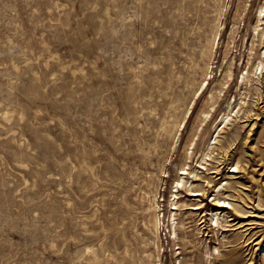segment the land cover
Wrapping results in <instances>:
<instances>
[{
  "label": "rangeland",
  "instance_id": "374dc122",
  "mask_svg": "<svg viewBox=\"0 0 264 264\" xmlns=\"http://www.w3.org/2000/svg\"><path fill=\"white\" fill-rule=\"evenodd\" d=\"M263 6L0 0V264H264Z\"/></svg>",
  "mask_w": 264,
  "mask_h": 264
},
{
  "label": "bare ground",
  "instance_id": "6f19581e",
  "mask_svg": "<svg viewBox=\"0 0 264 264\" xmlns=\"http://www.w3.org/2000/svg\"><path fill=\"white\" fill-rule=\"evenodd\" d=\"M257 18H258L257 23H259L262 20H264V6L261 8V10L259 12V16H257ZM258 26H259V24H257L254 27V31H257ZM259 68H261V69L264 68V61L260 60L258 62V69ZM228 75L229 76L231 75V71L228 72ZM249 77L250 76L247 73L246 76H242V79L244 81L245 80L247 81L249 79ZM220 92H222V91L220 90ZM214 98H215L214 95L211 94L209 96V98L207 99V103H210V102L213 103ZM209 113H210V110L204 112V117L207 118L208 116H210ZM229 116L230 115L227 114V116L225 118V121H227L229 119ZM206 118H204V119H206ZM201 179H202V177L200 176V174H198V170H193L191 172H187L186 168L182 167L181 168L180 177H179V179L177 180L176 183H177V186L181 187L182 189L187 190L191 197H196L194 200H198L199 201V198H197V197L204 195L205 192H206L205 186H208V185L211 184L208 180H204L203 181L204 185L201 184V183H196V182L200 181ZM220 189H223V187L219 188L218 191H220ZM221 193H223V192H221ZM263 193H264V189H263ZM174 196L176 198L177 194H174L173 197ZM219 196H220V192L215 196V198L213 200L214 206L216 207V210L214 211V210L211 209L208 212V216H210L211 222L214 224V226H220V224H221L220 221H221L222 218L225 217V214H226L225 211L227 209H235L236 212L244 219L248 217V216H246L247 211L245 209H243V206L241 204H236V203L235 204H231V203L222 202V200L219 199ZM172 205L175 206L176 204L173 203ZM259 206H262V204L259 205ZM150 208L154 212V214H153V216H154L153 226H154V229L156 230V236H157V238L159 240V235L158 234H159V230H160L161 220H160L159 216L156 213L157 208H158L156 197L151 202V207ZM199 208L200 207H194V208H190V210H191V212H195V211H199ZM176 211H177L176 207L170 209V216H171L170 219H171V221L167 225V227L169 228V232L171 234V237H172L171 239L173 241H177V226H176V223H175L176 222V217L175 216L177 215ZM251 216L254 217V218L258 217L257 214L256 215L252 214ZM250 224H252V223L251 222L241 223L238 226L237 229L243 228L244 226H247V225H250ZM214 251H217V253H218L219 252L218 247H214Z\"/></svg>",
  "mask_w": 264,
  "mask_h": 264
}]
</instances>
